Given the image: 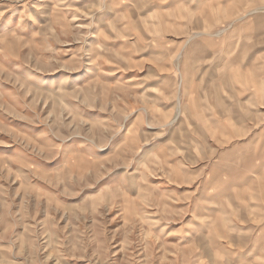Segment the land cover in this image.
I'll return each instance as SVG.
<instances>
[{
	"label": "rangeland",
	"instance_id": "obj_1",
	"mask_svg": "<svg viewBox=\"0 0 264 264\" xmlns=\"http://www.w3.org/2000/svg\"><path fill=\"white\" fill-rule=\"evenodd\" d=\"M264 0H0V264H264Z\"/></svg>",
	"mask_w": 264,
	"mask_h": 264
},
{
	"label": "crops",
	"instance_id": "obj_2",
	"mask_svg": "<svg viewBox=\"0 0 264 264\" xmlns=\"http://www.w3.org/2000/svg\"><path fill=\"white\" fill-rule=\"evenodd\" d=\"M262 90H263V94H264V85H263V87H262Z\"/></svg>",
	"mask_w": 264,
	"mask_h": 264
}]
</instances>
